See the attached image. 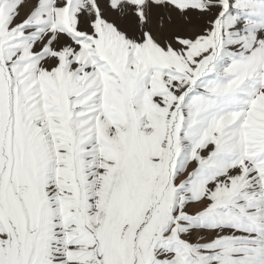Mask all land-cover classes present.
Returning <instances> with one entry per match:
<instances>
[{
    "label": "rangeland",
    "instance_id": "1",
    "mask_svg": "<svg viewBox=\"0 0 264 264\" xmlns=\"http://www.w3.org/2000/svg\"><path fill=\"white\" fill-rule=\"evenodd\" d=\"M0 264H264V0H0Z\"/></svg>",
    "mask_w": 264,
    "mask_h": 264
},
{
    "label": "flooded vegetation",
    "instance_id": "2",
    "mask_svg": "<svg viewBox=\"0 0 264 264\" xmlns=\"http://www.w3.org/2000/svg\"><path fill=\"white\" fill-rule=\"evenodd\" d=\"M244 204H246L247 202H243ZM221 206V205H220ZM240 209H244V207L242 208L241 206H239ZM237 206H236V209H239ZM230 213H232V210H230ZM247 216V218H250L251 216V212H246L245 211V217ZM245 228L247 229V232H249V227L252 225V222L250 219H245ZM250 223V224H249ZM239 225V224H238ZM230 226H234L232 227V229L236 230L238 227L235 226V224L231 225Z\"/></svg>",
    "mask_w": 264,
    "mask_h": 264
},
{
    "label": "trees",
    "instance_id": "3",
    "mask_svg": "<svg viewBox=\"0 0 264 264\" xmlns=\"http://www.w3.org/2000/svg\"><path fill=\"white\" fill-rule=\"evenodd\" d=\"M64 108H70L68 105H64Z\"/></svg>",
    "mask_w": 264,
    "mask_h": 264
}]
</instances>
